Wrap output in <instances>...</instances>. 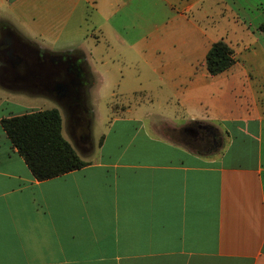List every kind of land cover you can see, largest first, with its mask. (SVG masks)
Segmentation results:
<instances>
[{
	"label": "crops",
	"instance_id": "crops-1",
	"mask_svg": "<svg viewBox=\"0 0 264 264\" xmlns=\"http://www.w3.org/2000/svg\"><path fill=\"white\" fill-rule=\"evenodd\" d=\"M0 28L88 75L76 120L0 59V121L55 108L87 163L37 181L0 124V264H264V0H0ZM218 41L235 63L211 76ZM195 122L222 134L208 156Z\"/></svg>",
	"mask_w": 264,
	"mask_h": 264
},
{
	"label": "trees",
	"instance_id": "trees-1",
	"mask_svg": "<svg viewBox=\"0 0 264 264\" xmlns=\"http://www.w3.org/2000/svg\"><path fill=\"white\" fill-rule=\"evenodd\" d=\"M235 63L233 51L223 41L214 43L206 55V68L216 76ZM2 130L37 181H46L84 168V162L63 137L62 118L57 109L4 117ZM186 144L198 155L220 141L222 134L213 126L195 122L183 133Z\"/></svg>",
	"mask_w": 264,
	"mask_h": 264
},
{
	"label": "flooded vegetation",
	"instance_id": "flooded-vegetation-1",
	"mask_svg": "<svg viewBox=\"0 0 264 264\" xmlns=\"http://www.w3.org/2000/svg\"><path fill=\"white\" fill-rule=\"evenodd\" d=\"M0 59L5 71H8L4 79L17 91L48 96L62 103L65 110L74 115V119L83 118L82 88L88 83V75L77 59L51 57L2 28ZM72 125L77 130L78 138L88 142V123L74 121Z\"/></svg>",
	"mask_w": 264,
	"mask_h": 264
},
{
	"label": "rangeland",
	"instance_id": "rangeland-1",
	"mask_svg": "<svg viewBox=\"0 0 264 264\" xmlns=\"http://www.w3.org/2000/svg\"><path fill=\"white\" fill-rule=\"evenodd\" d=\"M229 1L232 2V0H229ZM61 47H63V45H62V44H59V45H57L56 48H61ZM83 47L87 48V43L83 44ZM22 96H23V94H21L20 92H18V94H16V99L19 100L20 98H22ZM5 98H6V94L3 93L2 91H0V103H1L2 101H4ZM38 102H40V105H38L37 103H32V106L46 107V105H47L46 102H42V101H38ZM41 102H42V103H41ZM18 109H19V108H16V111H19ZM117 110H118V109H117ZM117 110H114L115 112H113V113H114V114H120V115H121V113L118 112ZM8 111H9L8 109L3 108V109L0 111V114H6ZM94 112H95V115H96L97 117H103V116H105V115L110 114V113H109V110H108V107L103 106V105H100V104L97 105L96 107H94ZM157 124H158V123H154V125H157ZM99 130H100V129H99V125L96 124V129H95L96 133H98ZM225 141H227V139H225Z\"/></svg>",
	"mask_w": 264,
	"mask_h": 264
}]
</instances>
